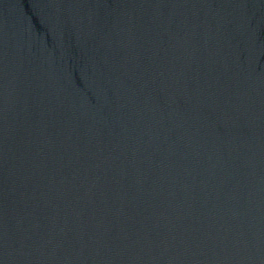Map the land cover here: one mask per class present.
<instances>
[{
    "label": "water",
    "instance_id": "1",
    "mask_svg": "<svg viewBox=\"0 0 264 264\" xmlns=\"http://www.w3.org/2000/svg\"><path fill=\"white\" fill-rule=\"evenodd\" d=\"M0 264H264V0H0Z\"/></svg>",
    "mask_w": 264,
    "mask_h": 264
}]
</instances>
